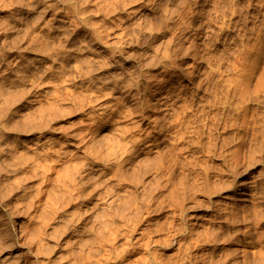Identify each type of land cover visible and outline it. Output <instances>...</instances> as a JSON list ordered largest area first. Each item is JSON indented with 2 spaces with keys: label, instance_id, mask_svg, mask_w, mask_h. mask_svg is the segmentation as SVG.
<instances>
[{
  "label": "rangeland",
  "instance_id": "374dc122",
  "mask_svg": "<svg viewBox=\"0 0 264 264\" xmlns=\"http://www.w3.org/2000/svg\"><path fill=\"white\" fill-rule=\"evenodd\" d=\"M0 70V264H264V0H0Z\"/></svg>",
  "mask_w": 264,
  "mask_h": 264
},
{
  "label": "bare ground",
  "instance_id": "6f19581e",
  "mask_svg": "<svg viewBox=\"0 0 264 264\" xmlns=\"http://www.w3.org/2000/svg\"><path fill=\"white\" fill-rule=\"evenodd\" d=\"M38 4H39V3H38ZM39 5H40V4H39ZM40 6H41V5H40ZM40 6H39V7H40ZM40 8H41V7H40ZM29 10H30V9H29ZM31 11H32V10H31ZM137 13H138V12H137ZM137 13H136V15H137ZM28 14H29V13H28ZM45 15H46V14H45ZM147 15H148V11H147V9H144V8H143V9L141 10V12L139 13L138 17H135V18L130 22V28L132 27V28L135 30L134 32H136L137 30H138V31H143V29H144V25H145V24L143 25V22H144L145 18L147 17ZM23 19H24V18H23ZM131 19H132V17H131ZM131 19H130V20H131ZM17 20H20V21H21V18H20V19H17ZM22 21H23V20H22ZM126 24H127V23H126ZM144 31H145V30H144ZM144 31H143V32H144ZM121 33H122V32H121ZM122 36H123V37H122ZM122 36H121V38H124V39H125V37H124V33H123ZM119 37H120V36H119ZM126 38H127V36H126ZM125 40H126V39H125ZM79 53H80V52H79ZM83 53H84V52H82V53H80V54H83ZM76 54L78 55V53H76ZM77 55H76L75 58H77ZM83 55H84V54H83ZM85 55H86V54H85ZM122 55H123V54H122ZM74 56H75V54H74ZM123 56H124V55H123ZM16 57H17V56H16ZM16 57H15V58H16ZM72 57H73V56H71V58H72ZM78 57H80V56L78 55ZM124 57H125V56H124ZM46 58H47V57H46ZM73 58H74V57H73ZM82 58H83V57H82ZM13 59H14V58H13ZM20 59H21V58H20ZM23 59H24V58H23ZM23 59H22V60H23ZM37 59H38V58H37ZM17 60H18V59H17ZM17 60H16V61H17ZM27 60H28V59H27ZM19 61H20V60H19ZM25 61H26V60H25ZM28 61H29V60H28ZM28 61H27V62H28ZM38 61L40 62L41 60L38 59ZM11 62H12V60H11ZM17 62H18V61H17ZM21 62H22V61H21ZM30 62H33V61L30 60ZM42 62H43V61H42ZM8 63H9V62H7V64H8ZM28 63H29V62H28ZM36 63H37V62H36ZM12 64H14V63H12ZM12 64L10 63V65H12ZM16 64H18V63H16ZM16 64H15L14 66H17ZM34 64H35V63H34ZM37 64H38V63H37ZM37 64H36V65H37ZM44 64H45V63H44ZM23 65H25V64H23ZM30 65H31V64H30ZM38 65H39V64H38ZM8 66H9V65H8ZM14 66H13V67H14ZM20 66L22 67V65H20ZM32 66H33V65H32ZM32 66H31V67H32ZM39 66H40V65H39ZM39 66H38V67L36 66V68H39ZM41 66H42V64H41ZM46 66H47V65H45V66L43 65L42 67H46ZM1 67H2V66H1ZM6 67H7V66H6ZM13 67H11V68H13ZM24 67H25V66H24ZM24 67H23V69H24ZM26 67H28V66H26ZM26 67H25V69H26ZM29 67H30V66H29ZM29 67L27 68L28 70H29ZM34 67H35V66H34ZM8 68H9V67H8ZM36 68H35V70H38V69H36ZM19 69H21V68L19 67ZM25 69H24L23 71H26V70H27V69H26V70H25ZM32 69H33V67H32ZM41 69H42V68H41ZM49 69H50V68H49ZM49 69H48V70H49ZM6 70H7V68H6ZM11 70H12V69H11ZM11 70H9V71H11ZM17 70H18V69H17ZM43 70H44V69H43ZM0 71H1V70H0ZM4 71H5V70H4ZM7 71H8V70H7ZM9 71L7 72V74L9 73ZM14 71H15V70H14ZM21 71H22V70H21ZM21 71L19 70V72H21ZM46 71H47V70H46ZM17 72H18V71H17ZM3 73H4V72H3ZM10 73H11V72H10ZM7 74H5V75H7ZM15 74H16V73H15ZM19 74H20V75L22 74V76L25 75V74L23 75V73H18V75H19ZM2 75H3V74H2ZM8 75H10V74H8ZM0 76H1V74H0ZM11 76H13V75H11ZM11 76H10V77H11ZM10 77H9V78H10ZM16 77H18V76H16ZM16 77H15V78H16ZM20 77H21V76H20ZM29 77H30V76H29ZM29 77H28V78H29ZM6 78H8V77L6 76ZM13 78H14V77H13ZM23 78H24V77H23ZM23 78H22V79H23ZM28 78H26V79H28ZM0 79H1V78H0ZM4 79H5V78H4ZM4 79H3V80H4ZM24 79H25V78H24ZM26 79H25V80H26ZM7 80H8V79H7ZM10 80H11V78H10ZM10 80H9V81H10ZM17 80H18V78H17ZM19 80H21V78H19ZM28 80H29V79H28ZM28 80H27V81H28ZM27 81H26V82H27ZM31 81H32V80H31ZM6 82H7V81H6ZM6 82H5V85H3L2 83H0V94H1V95H2V94H3V95H4V94H5V95L8 94V93H7V91L9 92V89L7 88L8 85L13 86V87H18V86H20V85H19L20 83L17 84L16 81H14V82H13V81H10L9 83H6ZM20 82H21V81H20ZM26 82H25V83H26ZM25 83H24V84H25ZM101 83H102V82H101ZM106 83H107V82H106ZM106 83H104V84H106ZM29 84H30V83H29ZM22 86H23V85H22ZM22 86H21V87H22ZM24 87H25V86H24ZM26 88H27V87H26ZM31 88H32V87H31ZM10 89H11V88H10ZM22 89H23V88H22ZM131 89H132V88H131ZM13 90H14V89H13ZM23 90H25V89H23ZM23 90H22V91H23ZM14 91H15V90H14ZM28 91H29V90H28ZM30 91H31V90H30ZM133 91H134V90H133ZM16 92H17V91H16ZM16 92H14V94H15ZM127 92H128L129 95H131V97H132L133 100H134V99H136V100L139 99V98L137 97V94H133L131 90L128 89ZM6 93H7V94H6ZM12 93H13V92H12ZM12 93H10L9 96L7 95L8 97L4 96L6 102H7V101L9 102V100H7L6 98L16 97V96H17V95L13 96L14 94L12 95ZM128 94H127V95H128ZM21 95H23V94H21V93H20V95L18 94L19 97H20ZM32 95H33V94H32ZM18 96H17V98H18ZM17 98H16V99H17ZM2 99H3V97H2ZM0 100H1V99H0ZM12 100H13V99H12ZM12 100H11V102H12ZM17 100H18V102H19L20 99H17ZM17 100H16V101H17ZM29 100H30V99H29ZM136 100H135V101H136ZM164 100L166 101V97H165V96L156 99V105H157V106H155V107H156V108L159 107V109L162 108L163 105H164ZM5 101H4V102H5ZM13 102H14V101H13ZM28 102H29V101H28ZM32 102H33V101H32ZM137 102H138V101H137ZM16 103H17V102H16ZM16 103H15V104H16ZM20 103H21V102H20ZM8 104H11V103L9 102ZM12 105H13V104H12ZM17 105H18V104H17ZM27 105H28V104H27ZM29 105H31V103H30ZM15 106H16V105H15ZM24 106H25V105H24ZM24 106H23V107H24ZM16 107H17V106H16ZM23 107H22V108H23ZM17 108H18V107H17ZM12 114H15V113H12ZM0 123H1V122H0ZM104 126H105V125H104ZM105 127H106V126H105ZM3 129H4V128H3ZM16 129H17V128H15V130H16ZM6 130H7V129H6ZM19 130L21 131V129H19ZM19 130H17V133H19V132H18ZM26 130H27V129H26ZM101 131H102V130H101ZM1 132H3L2 129H1ZM10 132H11V131H10ZM108 132H110V130H109ZM4 133H5V132H4ZM13 133H14V130H13ZM22 133H23V132H22ZM26 133H28V131H26ZM96 133H97V132H96ZM102 133H103V132H102ZM0 134H1V133H0ZM7 134H9V133H7ZM23 134H24V133H23ZM97 134H98V133H97ZM99 134H100V133H99ZM104 134H105V133H104ZM106 134H107V133H106ZM106 134H105V135H106ZM1 135H2V134H1ZM24 135H25V134H24ZM27 135H28V134H27ZM100 135H103V134H100ZM4 136H5V134H4ZM6 136H7V135H6ZM11 136H12V135H11ZM17 136H18V135H17ZM93 136H95V135H93ZM2 137H3V135H2ZM102 137H105V136H102ZM4 138H5V137H3V139H4ZM9 138H10V137H9ZM13 138H14V136H13ZM93 138H95V137H93ZM96 138H97V137H96ZM99 138H100V137H99ZM5 140H6V139H5ZM95 140H96V139H95ZM95 140H94V141H95ZM101 140H102V138L100 139V141H101ZM98 141H99V140H98ZM6 142H7V140H6ZM7 143H8V142H7ZM4 144H5V143H4ZM6 146H7V145H6ZM8 146H9V145H8ZM6 148H7V147H6ZM6 148H5L4 150H7V149L9 150V148H7V149H6ZM2 152H3V150H2ZM6 152H7V153H6ZM5 153L8 155V153H10V150H9V152H8V151H5ZM10 154H11V153H10ZM1 155H2V154H1ZM5 157H6V156H5ZM5 157H4V158H5ZM115 159H116V158H115ZM114 161H115V160H114ZM91 165H92V164H91ZM88 166H89V165H88ZM88 166H87V167H88ZM92 166H93V165H92ZM17 167H18V165H17ZM104 167H105V165L102 164V163H95L94 167H91V166H90V168H88L87 171H88V172L91 171V173H92L93 171L100 172V171L103 170ZM10 169H12V167H11ZM16 169H18V168H16ZM20 169H21V168H20ZM7 171H8V170H7ZM85 171H86V170H85ZM13 172H16V170L13 171ZM6 173H7L6 175H8L9 172H6ZM17 173H18V172H17ZM86 173H87V172H85V174H86ZM91 173H90V174H91ZM13 174H14V173H13ZM85 174L83 175V177L85 176ZM96 174H97V173H96ZM98 174H99V173H98ZM4 175H5V174H4ZM4 175H3V176H4ZM6 175H5V176H6ZM10 176H11V175H10ZM239 195H240V194H239ZM249 195H250V193L248 192V189H247V188H243L242 191H241L242 201H247V200H248L247 197H248ZM106 202H107V201H105L104 205L107 204Z\"/></svg>",
  "mask_w": 264,
  "mask_h": 264
}]
</instances>
